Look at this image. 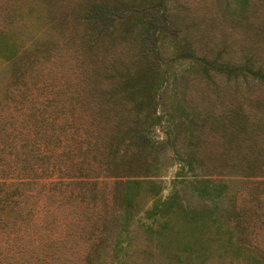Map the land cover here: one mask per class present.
<instances>
[{"label": "trees", "instance_id": "16d2710c", "mask_svg": "<svg viewBox=\"0 0 264 264\" xmlns=\"http://www.w3.org/2000/svg\"><path fill=\"white\" fill-rule=\"evenodd\" d=\"M211 2L0 0V264H136L172 159L166 246L264 264V22Z\"/></svg>", "mask_w": 264, "mask_h": 264}, {"label": "rangeland", "instance_id": "374dc122", "mask_svg": "<svg viewBox=\"0 0 264 264\" xmlns=\"http://www.w3.org/2000/svg\"><path fill=\"white\" fill-rule=\"evenodd\" d=\"M188 6L192 10H196V12H200L203 5H206L208 9L213 10L215 4L213 2L210 3V0H185ZM249 10L251 12L250 18L252 20H256L257 22H264V0H250ZM246 17V16H245ZM245 17L240 18L241 21H244ZM227 21V20H226ZM224 23V22H223ZM226 23V22H225ZM219 27V25H218ZM222 28L225 31H232L233 34L229 35V37L234 38V40L239 41L243 35V28L239 27H230L229 25H222ZM235 45H233V48ZM160 123H157L153 130V135L158 139H163V124H164V117L162 116L159 120ZM178 160L172 159L170 162L165 163V166L162 168L161 172L154 176L155 180L158 182L160 188L158 191V195L154 197L152 200H148L149 198H145L146 201L144 202V206L142 207V211L148 210L145 214L141 211H138V214L134 217V225L137 226V229L141 228L140 224L142 223L143 226L149 225L151 228V233L148 234L150 236V241H146L144 236L139 232L135 233V236L132 239V247H133V256L136 260V264H176L177 262H181L182 264H202V260L205 258V262H209L211 264H217V258L214 254V250L212 245L210 244L211 241H205L204 246H209L211 249L210 254H205L204 256L201 255L202 251H199L197 254H191L190 256L187 255L184 251L177 252L174 250L173 247H176L175 243L169 242L166 246V224L164 216H159L160 212L156 210L159 205L157 203H162L166 201V197L170 195L174 190H180L181 182L180 178L183 177L181 174H184L185 177L188 176L187 171L178 172ZM180 174V176L178 175ZM184 178V177H183ZM156 199V200H155ZM155 200V205L154 201ZM154 207L150 210V208ZM158 209V208H157ZM153 210V211H152ZM155 212L154 215L151 213ZM149 212V213H148ZM161 227L163 228V232L165 236L160 239L162 245H158L159 235L157 231H160ZM139 231V230H138ZM177 255V257L175 256ZM225 259L224 261H226ZM232 264H240L236 259L231 258Z\"/></svg>", "mask_w": 264, "mask_h": 264}]
</instances>
